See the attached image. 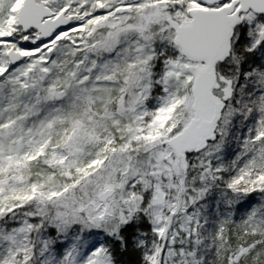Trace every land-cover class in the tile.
I'll list each match as a JSON object with an SVG mask.
<instances>
[{"label":"snow or ice","instance_id":"obj_1","mask_svg":"<svg viewBox=\"0 0 264 264\" xmlns=\"http://www.w3.org/2000/svg\"><path fill=\"white\" fill-rule=\"evenodd\" d=\"M0 264H264V0H0Z\"/></svg>","mask_w":264,"mask_h":264}]
</instances>
